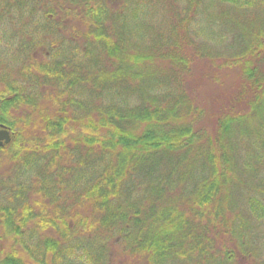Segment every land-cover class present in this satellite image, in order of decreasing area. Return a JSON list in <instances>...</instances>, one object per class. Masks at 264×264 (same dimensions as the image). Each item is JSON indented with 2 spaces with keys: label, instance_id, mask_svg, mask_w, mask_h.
<instances>
[{
  "label": "trees",
  "instance_id": "16d2710c",
  "mask_svg": "<svg viewBox=\"0 0 264 264\" xmlns=\"http://www.w3.org/2000/svg\"><path fill=\"white\" fill-rule=\"evenodd\" d=\"M0 123V264H264V0H0Z\"/></svg>",
  "mask_w": 264,
  "mask_h": 264
},
{
  "label": "rangeland",
  "instance_id": "374dc122",
  "mask_svg": "<svg viewBox=\"0 0 264 264\" xmlns=\"http://www.w3.org/2000/svg\"><path fill=\"white\" fill-rule=\"evenodd\" d=\"M232 76H229L228 78H224L225 82H229L231 80ZM223 80H221L220 82L224 83ZM216 85V86H215ZM212 84L210 80L206 79L204 82H202L201 86H200V96L209 99L212 98H216L218 96H223V92H222V88L219 89L217 88V83L216 84ZM226 94V93H225ZM244 151V150H242ZM259 230H260V235L261 237L259 239L260 242H264V226L262 224H259ZM263 255V254H261ZM118 259H121L120 257H118Z\"/></svg>",
  "mask_w": 264,
  "mask_h": 264
},
{
  "label": "water",
  "instance_id": "95a60500",
  "mask_svg": "<svg viewBox=\"0 0 264 264\" xmlns=\"http://www.w3.org/2000/svg\"><path fill=\"white\" fill-rule=\"evenodd\" d=\"M11 139V131L8 126L0 123V144L8 142Z\"/></svg>",
  "mask_w": 264,
  "mask_h": 264
}]
</instances>
